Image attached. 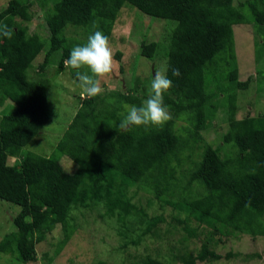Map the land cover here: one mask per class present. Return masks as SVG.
<instances>
[{
  "label": "trees",
  "instance_id": "obj_1",
  "mask_svg": "<svg viewBox=\"0 0 264 264\" xmlns=\"http://www.w3.org/2000/svg\"><path fill=\"white\" fill-rule=\"evenodd\" d=\"M125 4L175 23L164 73L173 81L164 95L171 119L163 128L119 129L125 105L140 106L150 95L148 84L161 55L158 41H141L140 55L153 63L150 78L136 77L127 92L80 95L81 106L52 155L23 151L52 120L47 76L52 57L60 53L54 71L64 72L71 49L87 43L67 30L87 36L100 30L110 43ZM36 6L40 11L33 10ZM38 12L47 36L30 31ZM245 23L262 29L264 0H9L0 8V24L13 32L11 39L0 36V103L15 104L0 122V199L21 208L13 219L15 229L0 240V252L15 255L19 262H36L37 245L61 225L65 236L58 255L74 234V208L100 205L108 218L117 217L120 234L140 230L137 239L130 236L132 243L138 245L147 235L164 240L167 252L139 255L134 264L230 259L243 252L220 253L224 236H264V115L237 117L238 92L248 89L253 78L240 77L235 25ZM121 56L117 51L116 57ZM39 58L37 78H32L30 69ZM173 68L179 69V77L172 75ZM221 93L229 126L214 147L203 131ZM179 120L187 125L177 127ZM201 147L198 155L196 148ZM63 155L76 163L74 172L61 163ZM132 188L148 191L160 206L174 210L168 218L163 213L150 218L133 201ZM172 234L170 244L163 236L169 240ZM245 254L264 256L258 251Z\"/></svg>",
  "mask_w": 264,
  "mask_h": 264
},
{
  "label": "rangeland",
  "instance_id": "obj_2",
  "mask_svg": "<svg viewBox=\"0 0 264 264\" xmlns=\"http://www.w3.org/2000/svg\"><path fill=\"white\" fill-rule=\"evenodd\" d=\"M8 1L0 0V8L5 7ZM36 9L40 11L39 7H33V10L36 11ZM43 20L42 13L38 12V15L29 23L30 31L32 33L39 31L47 36V30L40 26V22H43ZM174 24L171 20L149 16L134 7V5L125 4L118 14L113 28L112 41L109 43L116 62V69L112 74L101 80V87L104 91L99 96L115 94L118 91L127 92L135 86L136 77L141 81L150 78V71L153 73V63L147 60V57L140 55L139 42L141 41L156 40L159 42L160 54L163 58L160 55L157 59L158 64L155 67L157 70L155 69L154 72L159 71L164 74L170 41L169 33ZM67 33H74L76 37L84 41L89 37L82 30L73 28L68 29ZM235 33L241 71L240 77L246 80L249 76H253L250 87L238 92L237 103L241 107L237 117L243 118L248 112L253 115H264V46L262 44L264 26L262 29H258L255 24H237L235 25ZM48 48L49 46L45 50ZM117 51L122 52L120 59L116 57ZM59 57L60 53L55 54L47 68V76L51 82L48 95L50 97L52 120L41 130L39 135L24 147L23 151L30 149L42 155H52L70 121L81 106L79 97L83 94V90L73 73L75 70L67 67L64 72L58 74L54 71L57 69ZM42 58L37 59L34 62V67L30 69L32 78H37V65ZM121 66H123V70H121ZM143 83L145 84V82ZM148 85L151 88V82ZM219 96L214 100L216 104L214 115L209 120L207 129L203 131L204 140L214 147L221 144V134L229 126L227 103L223 102L222 93ZM14 107L15 104L11 103L10 100L0 103V122L3 115L12 111ZM185 125H187L185 120H179L177 123V127ZM196 149L198 155L203 151L202 147ZM15 160L16 158L10 157L11 163H15ZM61 163L70 172L77 169L76 163L67 155L61 156ZM186 165L189 166L187 163ZM130 193L134 195V202L145 207L150 218L162 213L168 218L174 210L169 205L160 206L159 202L151 196V193L144 189L132 188ZM20 210L19 205L0 199V240L15 229L13 219ZM104 212L105 208L102 205L74 208L70 218V223L75 228L74 234L58 255H55V251L58 243L65 236L61 225L37 245L38 260L36 262H19L15 255L0 252V264H96L99 260H103L105 264H134L139 255L151 254L158 257L161 252L168 251L163 243L164 240H159L151 235L143 237L138 245L132 243L130 239H137L140 230L137 229L134 233L128 232L126 237L118 232L117 217L110 219L104 215ZM142 226H145V224ZM160 226L165 229L167 223ZM163 237L170 244H173L170 242V240L173 242V238H175L173 234L169 240L166 239V236ZM217 249L222 254H226L231 250L243 253L230 259L223 258L218 261L198 262L197 264H264V256L262 258H249L245 254L255 251L264 254V236L262 235L256 238L248 234L224 236ZM138 259L140 258L138 257ZM178 264L182 263L178 262Z\"/></svg>",
  "mask_w": 264,
  "mask_h": 264
},
{
  "label": "clouds",
  "instance_id": "obj_3",
  "mask_svg": "<svg viewBox=\"0 0 264 264\" xmlns=\"http://www.w3.org/2000/svg\"><path fill=\"white\" fill-rule=\"evenodd\" d=\"M12 29L7 24H0V36L11 39ZM65 65L75 70L85 98H94L101 95L104 89L101 80L112 74L116 69L113 51L109 46V37L102 31L96 30L89 35L87 43L77 45L70 51ZM172 75L179 77V69L173 68ZM173 86V81L166 74L156 72L151 81V93L140 106L125 105L126 115L119 121L121 131L136 127L163 128L171 119L164 95Z\"/></svg>",
  "mask_w": 264,
  "mask_h": 264
},
{
  "label": "water",
  "instance_id": "obj_4",
  "mask_svg": "<svg viewBox=\"0 0 264 264\" xmlns=\"http://www.w3.org/2000/svg\"><path fill=\"white\" fill-rule=\"evenodd\" d=\"M156 73L154 72V75H155Z\"/></svg>",
  "mask_w": 264,
  "mask_h": 264
}]
</instances>
